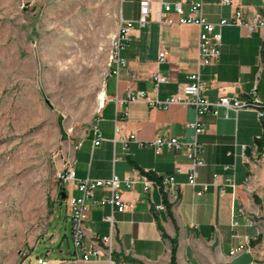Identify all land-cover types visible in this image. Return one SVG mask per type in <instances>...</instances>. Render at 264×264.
Returning <instances> with one entry per match:
<instances>
[{"label":"crops","instance_id":"crops-1","mask_svg":"<svg viewBox=\"0 0 264 264\" xmlns=\"http://www.w3.org/2000/svg\"><path fill=\"white\" fill-rule=\"evenodd\" d=\"M122 1L120 17L136 22L142 0ZM152 1L155 13L158 0ZM235 10H241L246 18L255 15L264 18V0H233L232 6H222L221 0H204L205 15L212 23L231 18ZM160 52L167 53L163 61ZM122 56L127 68L119 79L109 74L97 117L76 144L68 168H73L79 179H109L113 174L123 178L135 170L149 171L148 178L152 181L174 175L178 196L170 199L156 185L147 193L142 183L133 190L123 189V199L134 202V208L114 213L115 257L125 259L126 264H172L175 242L174 264H264V156L261 149L252 150L255 145L262 146L259 138H264V117L260 118L256 110L236 113L224 107L218 108L217 115L204 116L205 132L200 136L204 165L198 169V182L210 184V188L197 196L196 189L188 184L191 162L185 153L164 150L156 154L151 145L158 137L190 140L193 130L188 125L194 121V109L175 105L164 110L152 108L144 101H125L129 92H144L146 97L159 101L178 93L188 82V75L196 71L198 29L161 25L155 20L145 28L135 24ZM155 73L169 80L158 90L153 81ZM201 78L207 84L202 95L208 100L235 96L252 100L255 93L264 111L261 34L250 35L238 26L223 28L221 58L203 68ZM124 109L128 116L118 121L117 110ZM93 126H98L104 138L99 146H94ZM130 134L135 139L125 142ZM233 164L234 189L225 186L232 174L225 167ZM177 169L182 172L175 173ZM63 186L67 207V198L79 194L73 183ZM105 195L99 190L95 198ZM89 204L85 223L87 246L92 239L109 233V225L103 218L111 214L109 206H96L92 201ZM158 206H164L165 210H156ZM66 215L64 224L71 225L69 210ZM241 246L242 251L232 255Z\"/></svg>","mask_w":264,"mask_h":264},{"label":"rangeland","instance_id":"rangeland-1","mask_svg":"<svg viewBox=\"0 0 264 264\" xmlns=\"http://www.w3.org/2000/svg\"><path fill=\"white\" fill-rule=\"evenodd\" d=\"M123 3L0 0V264L74 251L59 176L97 117Z\"/></svg>","mask_w":264,"mask_h":264},{"label":"built area","instance_id":"built-area-1","mask_svg":"<svg viewBox=\"0 0 264 264\" xmlns=\"http://www.w3.org/2000/svg\"><path fill=\"white\" fill-rule=\"evenodd\" d=\"M153 1L142 0L140 2L139 18L136 22L124 20L122 17L118 20L117 31L112 37L110 44L109 66L111 75L117 79L120 78L122 72L127 68V61L123 58L122 53L126 49L131 34L135 29V24L139 28H145L153 20L163 25H180L194 26L198 29V56L196 61V71L188 75V82L183 84L175 95L170 96L165 101L152 100L146 97L144 92H129L125 103H136L144 101L152 108H162L169 110L172 106L180 105L191 107L194 109V121L188 126L193 130V134L188 141H181L178 137H158L152 142L155 147L156 154H162L164 150L184 152L190 160V168L187 172L188 184L196 189V195L202 196L209 188L210 184L198 182V169L204 165L202 158L203 145L200 142V136L205 132L203 118L205 115L212 113L218 114V108L224 107L233 110L236 113L245 110H256L260 118L264 117V111L261 100L254 93L252 100L240 99L238 96L233 98L222 97L216 101H210L202 95L206 83L201 78V70L205 67L212 66L219 62L221 58L222 47V29L228 26H238L245 30L248 34L259 33L264 41V18L255 15L252 18H246L241 10H235L229 19H221L217 23L210 22L204 12V0H158V10L153 12ZM222 6H232L233 0H221ZM166 52H160V61L166 57ZM155 90L162 84L169 82L168 78L160 73L153 75ZM128 116L127 109L117 110L116 118L118 121L124 120ZM118 123H116V131L118 132ZM92 131L95 136L94 146H99L104 140L103 135L98 126H93ZM135 139L134 134H130L129 140ZM261 140V148L255 145L252 150L257 152L261 149L264 156V138ZM246 150V147H243ZM246 158V155H243ZM225 170L231 172V176L226 179L225 186L236 187L235 171L236 166L228 165ZM181 169H177L175 173H181ZM149 171H133L126 174L123 178L113 174L109 179H79L73 168H67L59 178L64 185L71 183L75 186L78 196H70L67 198V207L71 219V238L74 244V251L69 257L59 260L49 259L47 252L45 255L37 257L36 264H126L123 258L115 257V238L117 235L116 221L114 213H124L134 208V202H126L123 199V189L133 190L135 185L142 183L144 191L149 193L152 186L156 185L170 199L178 196V183L175 176L170 175L164 178L150 180L148 178ZM217 178V176H215ZM102 190L107 193L100 199L95 198V193ZM224 192V191H222ZM96 206H109L111 214L104 216L103 221L109 225V233L92 239L90 245H86V229L85 223L88 220L90 212L89 202ZM156 210H165L164 206L155 207ZM238 224L235 222L234 226ZM241 246L232 252V255L242 251Z\"/></svg>","mask_w":264,"mask_h":264},{"label":"trees","instance_id":"trees-1","mask_svg":"<svg viewBox=\"0 0 264 264\" xmlns=\"http://www.w3.org/2000/svg\"><path fill=\"white\" fill-rule=\"evenodd\" d=\"M65 186H63V188H64ZM176 243L175 242H173V249H172V264H174L175 263V257H176Z\"/></svg>","mask_w":264,"mask_h":264},{"label":"water","instance_id":"water-1","mask_svg":"<svg viewBox=\"0 0 264 264\" xmlns=\"http://www.w3.org/2000/svg\"><path fill=\"white\" fill-rule=\"evenodd\" d=\"M60 198H61V200H65L66 199V191H65V189H62V191H61V193H60Z\"/></svg>","mask_w":264,"mask_h":264},{"label":"bare ground","instance_id":"bare-ground-1","mask_svg":"<svg viewBox=\"0 0 264 264\" xmlns=\"http://www.w3.org/2000/svg\"><path fill=\"white\" fill-rule=\"evenodd\" d=\"M103 99H104V93H101L99 95V101H100V103H102Z\"/></svg>","mask_w":264,"mask_h":264}]
</instances>
